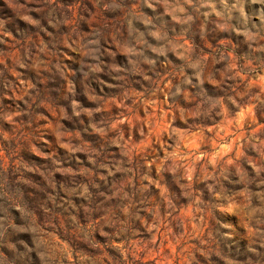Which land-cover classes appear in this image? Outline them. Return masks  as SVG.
I'll return each instance as SVG.
<instances>
[{
  "label": "rangeland",
  "instance_id": "obj_1",
  "mask_svg": "<svg viewBox=\"0 0 264 264\" xmlns=\"http://www.w3.org/2000/svg\"><path fill=\"white\" fill-rule=\"evenodd\" d=\"M0 264H264V0H0Z\"/></svg>",
  "mask_w": 264,
  "mask_h": 264
}]
</instances>
